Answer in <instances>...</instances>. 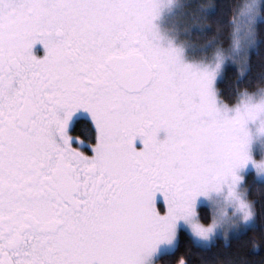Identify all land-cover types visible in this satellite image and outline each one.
Listing matches in <instances>:
<instances>
[{
  "label": "snow or ice",
  "instance_id": "6c2138e0",
  "mask_svg": "<svg viewBox=\"0 0 264 264\" xmlns=\"http://www.w3.org/2000/svg\"><path fill=\"white\" fill-rule=\"evenodd\" d=\"M0 264H264V0H0Z\"/></svg>",
  "mask_w": 264,
  "mask_h": 264
}]
</instances>
